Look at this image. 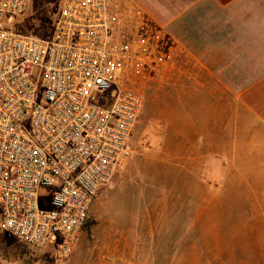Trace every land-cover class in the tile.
<instances>
[{
  "label": "crops",
  "instance_id": "crops-1",
  "mask_svg": "<svg viewBox=\"0 0 264 264\" xmlns=\"http://www.w3.org/2000/svg\"><path fill=\"white\" fill-rule=\"evenodd\" d=\"M110 13L114 39L124 50L122 71L139 84L150 83L153 96H165L153 101L145 121L153 128L150 164L159 175L157 187L168 186L167 174L163 183L161 178L170 165L199 178L209 172L216 187L246 186V198L216 195L214 202L219 217L225 203L246 202L255 250L257 220L264 221V0H110ZM143 159L130 168L146 169ZM147 182L136 175L103 186L104 264H156L141 262L145 250L136 236L165 234L160 220L169 214L160 204L180 197L161 189L146 200L141 188ZM181 199L190 208L188 218L193 204H199L197 219L208 211L207 196ZM140 202L157 204L155 225L141 223ZM154 212L147 207L145 218L150 221ZM198 229L208 232L207 226ZM191 232V226L185 228Z\"/></svg>",
  "mask_w": 264,
  "mask_h": 264
},
{
  "label": "built area",
  "instance_id": "built-area-1",
  "mask_svg": "<svg viewBox=\"0 0 264 264\" xmlns=\"http://www.w3.org/2000/svg\"><path fill=\"white\" fill-rule=\"evenodd\" d=\"M30 1L0 0V229L66 261L131 156L143 96L118 82L110 0H60L48 38L11 27Z\"/></svg>",
  "mask_w": 264,
  "mask_h": 264
},
{
  "label": "rangeland",
  "instance_id": "rangeland-1",
  "mask_svg": "<svg viewBox=\"0 0 264 264\" xmlns=\"http://www.w3.org/2000/svg\"><path fill=\"white\" fill-rule=\"evenodd\" d=\"M55 16L52 0H31L25 13L13 17L11 27L23 33L48 38L53 34ZM117 79L122 87L143 95V107L139 122L136 123L128 141V146L132 151L131 156L122 167L118 166L114 178H133L136 175L143 177L144 180L148 181L141 188L144 191L143 197L146 200L148 197L154 198L161 189V194L176 198L180 197L175 202L168 201L160 204V206L164 207L162 209L168 210L169 214V218L160 220V226L165 228V234L136 236L142 240L140 243H142L145 250L141 254L143 255L141 262L153 261L156 264H264V221L257 220L256 249L252 250V244H249L252 236L248 235L249 222L246 217V202L225 203L223 216L219 217L216 214V204L214 202L216 195H223L226 198L238 195L246 198V186L237 187L230 184L216 187L214 183L212 184L215 181V177L209 172H204V174L201 172L199 178L189 171L176 170L173 165H170L171 171L166 170L167 173L163 172V177L161 178L163 183L164 174H167L165 179L168 186L161 189L157 187L159 175L150 164L153 141L149 136L153 128L146 124L145 121L151 112L153 101L157 98V100L163 99L165 96L164 94H161L160 97L157 94L153 96L154 93L151 90L150 83L143 84L140 82L139 84L127 77L125 73L122 75L118 74ZM162 109L166 110L164 106L160 108V110ZM143 156H145V159H143ZM138 157L140 158L137 159ZM141 158L145 162L148 160L147 167L142 171L136 172L130 166L135 159L136 163H138ZM149 182L153 186H148ZM105 188L106 186L99 188L91 209L89 221L81 233L74 253L68 260H57L53 250L49 248H30L0 229V264H104L105 208L103 205V190ZM123 191L125 196H128V189L124 188ZM191 195L201 196L202 198L203 196L208 197V211L204 213L201 220L195 217L199 204H193L191 209L192 216L191 218L187 217L190 208L185 209V206H189L181 198ZM210 199H213V201H210ZM127 206H131L130 201ZM139 206L140 209L136 211L137 216L140 214L143 226L146 223H149L147 225H155L157 220H159L156 219L157 215L154 212L157 204L140 202L138 205L136 204V207ZM141 206L143 209H141ZM147 207H152L155 213L150 221L149 218H145L147 217ZM173 211L175 212L173 213ZM188 226L192 227V232L184 233L185 228ZM204 226L208 227V232L199 234L198 228ZM169 227L175 229V234L167 233L168 229L171 230ZM156 247L160 249L155 250L154 248ZM172 247H174V251H171ZM168 248L170 252H168Z\"/></svg>",
  "mask_w": 264,
  "mask_h": 264
},
{
  "label": "trees",
  "instance_id": "trees-1",
  "mask_svg": "<svg viewBox=\"0 0 264 264\" xmlns=\"http://www.w3.org/2000/svg\"><path fill=\"white\" fill-rule=\"evenodd\" d=\"M59 1H60V0H52V4H53L54 10H55V14H56L55 19L53 20L54 23H55L56 18H57V12H58V7H59ZM32 35H35V34H32ZM36 36H37V35H36Z\"/></svg>",
  "mask_w": 264,
  "mask_h": 264
}]
</instances>
